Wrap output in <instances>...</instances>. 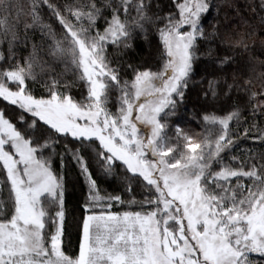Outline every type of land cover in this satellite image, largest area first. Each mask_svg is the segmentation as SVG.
I'll list each match as a JSON object with an SVG mask.
<instances>
[{"label": "trees", "instance_id": "1", "mask_svg": "<svg viewBox=\"0 0 264 264\" xmlns=\"http://www.w3.org/2000/svg\"><path fill=\"white\" fill-rule=\"evenodd\" d=\"M184 2L0 0V86L10 91L23 89L36 99L58 94L78 104L87 103L88 83L70 55L63 21H81L77 27L83 23L88 36L103 33L118 19L124 35L104 51L105 67L114 76L105 80L106 106L117 110L139 75L159 74L168 64L162 34L179 23ZM205 2L208 9L200 20V36L193 47L185 89L161 121L171 144L180 152L186 137L195 144L215 145L221 129L211 119H231L230 144L211 161L202 181L223 192L222 199L237 202L246 193L243 183L213 177L230 170L264 178V0ZM11 76H18L22 82H12ZM0 113L63 180L62 251L66 258H79L85 220L89 214L101 213L99 207L108 205L112 209L104 208L103 212L121 213L157 206L155 188L122 163H109L96 140L62 134L2 96ZM0 182V222H8L16 205L1 161ZM98 197L106 201L99 204ZM90 206L96 209L90 211ZM42 207L48 246L59 208L49 197L43 198ZM252 264H264V258L255 256Z\"/></svg>", "mask_w": 264, "mask_h": 264}, {"label": "rangeland", "instance_id": "2", "mask_svg": "<svg viewBox=\"0 0 264 264\" xmlns=\"http://www.w3.org/2000/svg\"><path fill=\"white\" fill-rule=\"evenodd\" d=\"M207 9L205 0H185L179 23L162 34L168 64L159 74L139 75L117 110L106 106L105 80L114 76L105 67L104 51L124 35L118 19L103 33L88 36L83 23L77 27L81 21H63L70 55L88 83L87 103L78 104L58 94L36 99L23 89L10 91L0 86V96L56 131L96 140L109 163H122L158 192L157 206L147 211L103 212L112 209L107 205L98 208L101 213L89 214L84 223L88 234L84 253L90 261L70 260L62 251L63 180L0 113V161L16 205L12 218L0 222V264H252L255 256L264 258V178L230 170L214 175L215 180L234 178L236 185L243 183L246 193L237 202L222 199L223 192L202 181L211 161L230 144L231 119H211L221 129L215 145L195 144L186 137L180 152L161 121L185 89L200 20ZM10 79L22 82L18 76ZM85 173L90 182L86 169ZM44 197L54 199L59 208L48 246ZM98 200L99 204L106 201Z\"/></svg>", "mask_w": 264, "mask_h": 264}, {"label": "crops", "instance_id": "3", "mask_svg": "<svg viewBox=\"0 0 264 264\" xmlns=\"http://www.w3.org/2000/svg\"><path fill=\"white\" fill-rule=\"evenodd\" d=\"M86 235H88V234L86 233V230H85V227H84L83 235H82V242H81V250H80V255H79V258H78L79 262L82 261V260H87V259H89L88 261H90V257L88 255H85V253H84L85 252V249H84V243L85 242H84V240H86V237H87ZM95 246L93 244L92 248H94ZM92 248H91V250H93Z\"/></svg>", "mask_w": 264, "mask_h": 264}]
</instances>
